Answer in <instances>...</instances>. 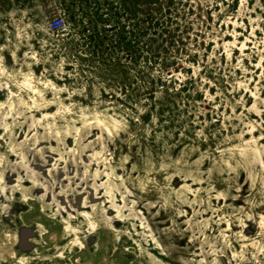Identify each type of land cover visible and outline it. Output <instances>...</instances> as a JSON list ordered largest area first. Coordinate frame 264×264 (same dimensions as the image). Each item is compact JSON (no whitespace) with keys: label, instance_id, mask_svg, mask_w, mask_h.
<instances>
[{"label":"rangeland","instance_id":"374dc122","mask_svg":"<svg viewBox=\"0 0 264 264\" xmlns=\"http://www.w3.org/2000/svg\"><path fill=\"white\" fill-rule=\"evenodd\" d=\"M0 264H264V0H0Z\"/></svg>","mask_w":264,"mask_h":264},{"label":"built area","instance_id":"2783aa9c","mask_svg":"<svg viewBox=\"0 0 264 264\" xmlns=\"http://www.w3.org/2000/svg\"><path fill=\"white\" fill-rule=\"evenodd\" d=\"M53 27H54L57 31L63 30V29L66 27V23H65L64 18H61V17H60L59 19H56V20L54 21Z\"/></svg>","mask_w":264,"mask_h":264}]
</instances>
